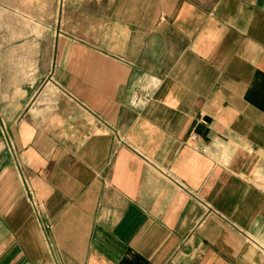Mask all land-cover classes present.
<instances>
[{
	"label": "crops",
	"instance_id": "0c3cea01",
	"mask_svg": "<svg viewBox=\"0 0 264 264\" xmlns=\"http://www.w3.org/2000/svg\"><path fill=\"white\" fill-rule=\"evenodd\" d=\"M6 6L0 264H264V0Z\"/></svg>",
	"mask_w": 264,
	"mask_h": 264
},
{
	"label": "rangeland",
	"instance_id": "374dc122",
	"mask_svg": "<svg viewBox=\"0 0 264 264\" xmlns=\"http://www.w3.org/2000/svg\"><path fill=\"white\" fill-rule=\"evenodd\" d=\"M6 2H7V0H0V9L2 10L4 7H5V10L7 9V8H9L8 6H6ZM13 12H14V10H12ZM23 24H25L24 22H23ZM24 27H25V25H24ZM19 52V57H25V56H23L24 54V51L23 50H19L18 51ZM22 67H25L24 65H22Z\"/></svg>",
	"mask_w": 264,
	"mask_h": 264
}]
</instances>
